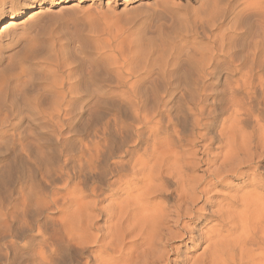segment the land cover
Returning a JSON list of instances; mask_svg holds the SVG:
<instances>
[{"label": "rangeland", "instance_id": "obj_1", "mask_svg": "<svg viewBox=\"0 0 264 264\" xmlns=\"http://www.w3.org/2000/svg\"><path fill=\"white\" fill-rule=\"evenodd\" d=\"M31 1L44 6V0ZM77 1L46 0V15L26 19L0 38V264H37L44 237L49 239L47 251L57 247L61 248L58 257H74L69 264L102 253L95 246L81 256L64 237V213L53 205L55 195H60L58 205H65L63 179H90L85 159L96 144L134 145L121 138L122 131L127 136L136 125L131 103L139 96L133 95L134 90L146 89L147 108L159 113L160 125L183 130L192 144L191 114L196 106L189 98L187 75L196 72L189 59L205 57L207 61L213 56L216 67L220 66L219 82L205 80V105L215 111L227 85L226 63L231 55L240 56L242 45L254 41L239 30L241 23L248 22L261 34L257 14L242 10L251 0H83L74 7ZM27 4L28 0H0V24ZM150 44L154 54L140 52L138 45L148 48ZM165 70L175 75L173 94L161 101L152 96V90L164 87L160 80ZM140 75L147 80L138 84ZM55 99L75 110L70 116L59 114L61 129L49 127L50 117L44 114ZM203 144L197 143L196 148ZM242 182L253 188L264 184L256 181L254 185L252 177L241 179L239 186ZM106 188L102 193L108 196ZM249 189L244 187L240 194ZM112 203L114 198L100 206ZM174 247L172 258L190 264L206 243L178 241Z\"/></svg>", "mask_w": 264, "mask_h": 264}, {"label": "bare ground", "instance_id": "obj_2", "mask_svg": "<svg viewBox=\"0 0 264 264\" xmlns=\"http://www.w3.org/2000/svg\"><path fill=\"white\" fill-rule=\"evenodd\" d=\"M44 1L38 10L27 4L28 12L23 11L25 7L12 12L8 21L0 24V38L26 19L46 15L49 7ZM251 1L242 10L257 14L261 34L255 33L248 22L241 23L239 30L254 41L242 45L240 56L230 54L223 69L227 85L220 93L217 110L206 108L205 80L219 82L220 66L216 67L213 56L207 61L205 57L189 59L196 72L187 75L189 98L196 106L191 114L192 144L187 143L183 130L160 125L163 121L157 120L159 113L148 110L146 89L134 90L133 95L139 96L131 103L136 125L132 134L126 136L122 131L120 136L134 141V145L96 144L85 159L90 179H63L65 205H58L60 195H55L53 205L64 213V237L81 256L95 246L102 252L81 257L86 261L79 264H189L180 257L172 258L178 241L206 243L203 253L190 264H264V184L254 188L252 184H238L250 177L253 184L264 181V0ZM82 2H75L74 7ZM138 47L140 52L146 50V55L154 54L153 44ZM174 77V73L163 71L160 81L164 87L160 91L155 88L151 95L161 101L164 95L171 97ZM145 79L143 75L137 83ZM61 99L52 101L50 109H43L50 117L49 127L63 128L59 114L63 111L70 116L75 111L73 105L61 104ZM197 143H204L199 150ZM203 166L207 168L202 171ZM105 187L108 196L102 193ZM244 187L252 189L240 194ZM110 198L114 203L100 206ZM212 221L215 224L208 227ZM48 241L47 237L42 240L37 264L73 261L74 257H58L61 248L47 251Z\"/></svg>", "mask_w": 264, "mask_h": 264}, {"label": "snow or ice", "instance_id": "obj_3", "mask_svg": "<svg viewBox=\"0 0 264 264\" xmlns=\"http://www.w3.org/2000/svg\"><path fill=\"white\" fill-rule=\"evenodd\" d=\"M21 3H24V0H21ZM28 3L31 5V9L32 10H38L41 7V5L39 3L31 4V0H28ZM23 11L24 12H28L29 9L28 8H25Z\"/></svg>", "mask_w": 264, "mask_h": 264}]
</instances>
